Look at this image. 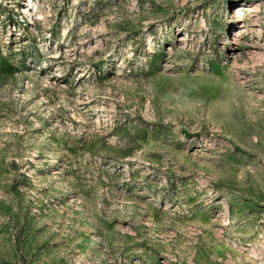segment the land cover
I'll list each match as a JSON object with an SVG mask.
<instances>
[{
	"label": "rangeland",
	"instance_id": "1",
	"mask_svg": "<svg viewBox=\"0 0 264 264\" xmlns=\"http://www.w3.org/2000/svg\"><path fill=\"white\" fill-rule=\"evenodd\" d=\"M0 264H264V0H0Z\"/></svg>",
	"mask_w": 264,
	"mask_h": 264
},
{
	"label": "bare ground",
	"instance_id": "2",
	"mask_svg": "<svg viewBox=\"0 0 264 264\" xmlns=\"http://www.w3.org/2000/svg\"><path fill=\"white\" fill-rule=\"evenodd\" d=\"M240 17H241V15H240V14H238V15H237V18H240Z\"/></svg>",
	"mask_w": 264,
	"mask_h": 264
}]
</instances>
